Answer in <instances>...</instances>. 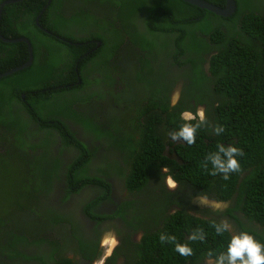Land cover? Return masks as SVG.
Returning a JSON list of instances; mask_svg holds the SVG:
<instances>
[{
    "label": "trees",
    "instance_id": "trees-1",
    "mask_svg": "<svg viewBox=\"0 0 264 264\" xmlns=\"http://www.w3.org/2000/svg\"><path fill=\"white\" fill-rule=\"evenodd\" d=\"M205 1L224 6V0ZM45 2L19 0L4 4L0 12V35L26 37L32 49L27 67L0 78V264H92L105 232L98 231L99 223L111 218L118 219L109 224L113 228L124 224L117 231L123 243L113 247L107 261L115 259L121 246L129 247L127 259L136 255L134 264L216 259L231 238L227 232L215 233L212 225L220 219L211 215L218 214L264 244L255 225L264 226V0H234L235 11L228 17L183 0H50L38 27L34 19ZM96 6L117 24L98 22L101 17L91 12ZM114 35L119 45L125 44L138 74L144 75L150 56L177 67L169 68L171 77L160 74L149 85L139 81L143 90L133 96L139 99L135 105L123 104L131 113L121 127L114 125L113 117L98 119L86 106L91 96L103 97L102 89L88 88L97 81L109 84L110 77L123 84L109 100L115 104L128 92L118 73L113 78L107 72L112 51L106 49ZM97 38L101 44L95 47V41H89ZM26 59L25 43L0 40V73ZM87 62L98 70L96 79L83 78ZM178 78L179 98L170 104L167 97ZM198 107L205 110L211 127L198 130L194 145L173 142L169 133L186 122L181 114H195ZM66 121L102 142L105 151L113 149L112 171L93 165L100 146L77 137ZM215 126L224 131L216 135ZM220 144L244 152L237 157L241 170L227 180L211 174L210 161L205 168L207 156ZM116 176L126 192L114 210L97 212L99 201L112 192L118 195L109 183ZM169 177L175 189L165 187ZM82 189H89L87 196ZM157 189L166 202L145 220L129 193L140 190L137 194L145 195ZM198 194L232 206L224 211L195 206ZM71 196L81 199L78 207ZM79 210L88 224L74 217ZM140 226L150 229L142 231L140 240L127 239L129 230ZM197 229L203 230L205 240L189 241ZM161 234L188 243L194 254L182 257L174 243H161Z\"/></svg>",
    "mask_w": 264,
    "mask_h": 264
},
{
    "label": "clouds",
    "instance_id": "clouds-1",
    "mask_svg": "<svg viewBox=\"0 0 264 264\" xmlns=\"http://www.w3.org/2000/svg\"><path fill=\"white\" fill-rule=\"evenodd\" d=\"M98 13L100 15L99 17L103 16V12ZM91 87L92 88L88 87L89 90H92L96 86ZM114 87L115 90H118V84L114 85ZM112 94L113 91L105 90L102 98L105 100V102H107L110 100ZM178 98L179 94L177 93L174 96L173 102L175 103ZM123 111L125 113H130L128 110L123 109ZM181 116L182 119H184L186 122L180 126L178 131H172L169 133V137L173 142L182 141L189 146L194 145L196 143V134L198 130L204 127H211L203 108L198 107L195 114L184 112L181 114ZM192 121H195V123H192ZM213 131L216 135H219L224 131V128L223 126H215ZM217 148L218 150L215 153H211L207 156L205 168H207V162L210 161L213 169L211 174H222L223 178L227 180L230 174L239 172L241 170V164L237 157L244 156V152L242 149L232 145L224 146L220 144L217 145ZM165 183L169 189H175L177 187L176 183L171 179V177L165 179ZM124 192L125 190L122 191V193ZM120 194L121 192L119 193V195ZM193 202H199L202 206L211 207L215 211H222L223 208L226 207L224 202L209 201L206 196H201L200 194H198V196L193 199ZM230 225L231 223L227 219H222L219 223H214L212 226L214 227L215 233L217 235H223L225 232L232 233V230H229ZM159 239L161 243H164L166 241L174 243L175 251L182 257H190L194 254L192 247H190L188 243L176 242L175 236L161 234L159 236ZM188 240L204 241L205 237L203 234V230L197 229V232H193L188 237ZM100 248L102 249L101 245ZM112 248L113 246L109 247L108 251H110ZM226 250V252L224 251L216 257L214 264H225V261H227V264H264V244L257 241L254 236L249 234V232L247 231H241L239 233L231 234V238ZM208 256L211 257L212 253L209 252ZM97 259H95L94 261H96ZM198 264H201V262ZM209 264H212L211 260Z\"/></svg>",
    "mask_w": 264,
    "mask_h": 264
},
{
    "label": "rangeland",
    "instance_id": "rangeland-1",
    "mask_svg": "<svg viewBox=\"0 0 264 264\" xmlns=\"http://www.w3.org/2000/svg\"><path fill=\"white\" fill-rule=\"evenodd\" d=\"M87 7L90 9H93V6L90 4L87 5ZM130 56H131V54L128 55L127 52H124L122 54L119 53L118 77H119L121 82L123 79L127 83V85H125V84L124 85H125V89H128V92L126 94L123 93L121 96L117 97L116 102L119 105L125 104V103H131L132 105H135L137 103V101L139 99L136 97H133V96L137 93H141L143 90L142 85L139 84L140 80H143L146 85H149L160 74H164L167 77H171V75L169 74V66L166 63V60L164 58L158 57L157 60H154L152 56L148 57L149 62L147 61L148 65L145 68L144 75L142 76V75L137 73V70L135 69V65H133V63L129 59V58H131ZM120 70H121V72H120ZM176 85L177 84H175L174 87ZM109 88H110V90H112L113 88L115 89V87L112 84H109ZM173 89L171 91H173V94L175 95L177 92H175ZM96 92H97V89L94 90L93 94H95ZM83 97H84L83 99L86 101L87 100L86 97L85 96H83ZM97 98H98L97 96H96V98H93L91 96V98L86 102V106L92 108L91 111L93 112V115L96 116L97 118H98V109L102 108L105 111V115L102 118L105 121H109L108 119L113 117L114 118V121H113L114 125L117 127L123 126L121 124L124 123L127 119H129L128 114L125 113L121 109V107L106 104L105 100L102 97H100V99H97ZM141 98H145V96H142ZM84 108L86 109V107H84ZM81 132L83 134L82 138L84 140H86L87 142H90L94 146L97 145L96 141L93 139L91 134L84 133L83 131H81ZM98 140H102L105 142L109 141V139H107V138L105 139L104 137H99ZM94 146H92V148ZM98 146H100V148L98 149V152L95 155L93 165L99 166L101 169H105L108 172L112 171V169L114 167V165H112L113 164V149L110 148L109 151L108 150L105 151L104 145L102 144V142H99ZM105 148H107V147H105ZM115 179L117 180V176L115 178H113V180L109 181L110 187L111 188L114 187L113 188L114 193L117 192V194L119 195V193L121 192V194H122V190H121L122 186L120 185V183H122V181L117 180L118 181L117 182ZM166 183H167V181H166ZM116 187H118V188H116ZM158 190L159 189H157L156 191H152V192L145 194V195H140L141 193H139V194H136L132 197V199L137 200V203L142 207V214H144L143 218L145 220L151 218L154 215V213L157 210L161 209V207L166 202L167 197L164 195L163 192L158 194L157 193ZM80 201H81V199L79 197H72V200L70 199V202L74 205V207H78L79 205L77 204V202L80 204ZM55 202H57V199L55 200ZM224 204L226 205V207L223 208V211L227 208V206L229 205V202L226 201V202H224ZM200 206H202V205H200ZM202 207H208V206H202ZM233 214H236V213L234 212ZM77 216H78L77 212H75L74 217H77ZM211 216H213L215 219H220V221L222 219H226L225 216L222 217V215H219V214L218 215H211ZM242 221H244V218H242ZM230 223L232 225V229L235 228V226L232 224V222H230ZM231 225L229 226V230H232ZM56 227H58L60 229L59 225H56ZM75 227H76V225H75ZM87 236H89V235H87ZM113 240H114V237L111 233L103 234L100 238V245H101L102 249L107 251L108 248L112 246ZM63 246L65 248H70V243L68 241H64ZM98 260H99V258L96 261H94L93 264H96L98 262Z\"/></svg>",
    "mask_w": 264,
    "mask_h": 264
},
{
    "label": "flooded vegetation",
    "instance_id": "flooded-vegetation-1",
    "mask_svg": "<svg viewBox=\"0 0 264 264\" xmlns=\"http://www.w3.org/2000/svg\"><path fill=\"white\" fill-rule=\"evenodd\" d=\"M95 8V10L93 11V10H91V12H93V15H95L96 17H99L100 15H99V13L97 12L98 11V7L96 6V7H94ZM137 14L138 15H143V12H137ZM102 20H105L106 22H111V23H113V24H117V21H111L110 19H109V16L108 15H106V14H104L102 17H101V20H99L98 22H100V21H102ZM133 24L135 25V21L133 22ZM116 28H118V26L116 27ZM56 38H58L57 40H63L61 37H59L58 35H56L55 36ZM95 40H99L100 41V44H101V40L100 39H95ZM94 39H91L89 42H93V41H95ZM109 44H108V48L106 49V50H110V51H112V56H111V58H110V60L108 61V67H107V72L108 71H110V75H112L113 76V78L117 75V73H118V71H119V53L120 54H122V53H124V52H127L126 51V46H125V44L124 43H121V45H119V42H118V40H117V38L115 37V35H114V40L115 41H113V38L112 37H109ZM135 51V50H134ZM137 52V51H136ZM169 66V68H171V69H173V70H175V69H177V67L175 66V65H168ZM97 69H95V68H93V65H92V63H90V62H87L85 65H84V67H83V69H82V72H84L83 73V78H88V79H90V80H93V79H96V77L98 76L96 73H97ZM110 78V77H109ZM109 78H108V82H109V84H112L113 86L114 85H116L117 83H116V81H115V79H111L110 81H109ZM179 82H178V84L177 83H175L174 82V84H177L175 87H174V91L175 92H177L178 94H180V92H179V90H180V82L182 81L180 78H178L177 79ZM98 83H97V86L96 87H98V88H100V89H102L103 90V92H105V90H110V88H109V85L108 84H106V83H101L100 81H97ZM123 88V84H120V85H118V90L119 89H122ZM118 90H115V89H112L111 91H113V92H117ZM176 93V94H177ZM174 94H173V91H170V94H169V96L167 97L168 98V101L170 102V104H174V102H173V100H174ZM176 103V102H175ZM106 104H110V105H114V106H117V107H121V109L123 110L124 109V105L123 104H121V105H119V104H115L113 101H109V102H106ZM130 111V113H131V110H129ZM104 115H105V111H104V109H102V108H99L98 109V119H100L101 120V118L100 117H104ZM67 123H68V125L70 126V128L75 132V134H76V136L77 137H79L80 139H82V140H84L82 137H83V134H82V132L81 131H83L79 126H78V124H76V123H73V122H71V121H66ZM81 133V134H80ZM95 140V139H94ZM96 141V143H97V145L99 144V142L97 141V140H95ZM63 153H65V152H63ZM62 153V155H65V154H63ZM55 185L57 186V182H55ZM120 185H121V183H120ZM62 186H65V185H62ZM165 187L167 188V189H169L168 187H167V185H166V183H165ZM114 188V187H113ZM113 188H111L112 189V191H114V189ZM142 189H143V187H142ZM141 190V189H140ZM140 190H138V191H135V192H130L129 193V195H130V198L133 196V195H135V194H137ZM169 190H171V189H169ZM96 192V187L93 189V193H95ZM125 192H126V190H125ZM124 192V193H125ZM88 193H89V189L88 190H83L82 189V194L84 195V196H87L88 195ZM124 193H122V194H120V195H114L113 194V192H112V194L110 193V195H109V198L107 199V200H102V201H99L95 206H94V210H96L97 212H103V211H105V212H108V211H112V210H114V204L115 203H117V198L119 197V196H121V195H123ZM96 195V194H95ZM132 199V198H131ZM71 200H72V197H71ZM227 202H229V205L227 206V208L228 207H231L232 206V204L230 205V201H227ZM193 205H195V206H199V203L198 202H193ZM78 217L79 218H81V220H82V222L84 223L85 222V224H88V221H89V219L85 216V215H83L81 212H80V210H79V213H78ZM116 220H118L117 218H115V219H113V218H111V219H105V220H103V221H101L100 223H99V227H98V231H102V230H105V232L103 233V234H105V233H111L113 236H114V240H113V244H112V246L113 247H116L119 243H123V235L122 236H120V235H117V230L118 231H121L122 229H123V227H124V224H122L121 225V228H113V227H111V226H109V224L110 223H112V222H114V221H116ZM245 220V219H244ZM241 221H242V217H241ZM91 223H93V222H91ZM58 225V224H57ZM256 225V229L260 232L259 234L261 235V237H262V241H264V226L263 225H258V224H255ZM135 228V231H134V229H130L129 230V233H128V235H130V237H127V239L128 238H130L132 241H135V240H140V236H141V234H142V231H144V230H147V229H150L149 227H147V226H140V227H134ZM88 230V228H85L84 229V231H87ZM240 231H239V229L237 228V226L235 227V228H233L232 229V233H229V232H227L228 233V235L231 237V234H233V233H239ZM102 234V235H103ZM101 235V236H102ZM98 248H99V260H98V262H97V264H105L106 263V261H107V259H108V256L111 254L110 252H111V250L113 249H111L110 251H105L104 249H101L100 248V242H99V245H98ZM129 247H126V246H121L120 247V250L117 252V256L115 257V259H113V260H108L107 261V264H134V261H136V259H135V256L136 255H134V256H132V255H130V257H129V259H127L126 258V256L125 255H127V254H129L130 252H125V250L126 249H128ZM101 249V250H100ZM132 249V248H131ZM227 251V250H226ZM225 251V252H226ZM76 259H78V258H76ZM210 260H211V262H212V264H214V262H215V259L214 258H204L203 260H201V264H209V262H210ZM80 264H86V261H83L82 260V262L80 263ZM91 264V263H90Z\"/></svg>",
    "mask_w": 264,
    "mask_h": 264
},
{
    "label": "water",
    "instance_id": "water-1",
    "mask_svg": "<svg viewBox=\"0 0 264 264\" xmlns=\"http://www.w3.org/2000/svg\"><path fill=\"white\" fill-rule=\"evenodd\" d=\"M16 1H19V0H5V1H2L0 2V12H1V7L4 5V4H7V3H12V2H16ZM187 3H190L192 5H195L197 7H200V8H203L213 14H216V15H221V16H224V17H228L230 16L234 10H235V3H234V0H224V6L220 7V6H217V5H213L211 3H208L207 1L205 0H183ZM50 0H46L45 4L43 5L41 11L36 15L34 21H35V24L39 26L38 24V17L40 16V13L46 8V6L49 4ZM0 40L3 41V42H7V43H13V42H23L25 43L26 45V50H27V59L26 61H24L22 64H19L15 67H12L6 71H3L0 73V78L3 77V76H6L12 72H15L17 70H21L25 67H27L31 61H32V49H31V45L28 41V39L26 37H16V38H4L3 36L0 35ZM94 42V41H93ZM100 45V41L99 40H95V47H98ZM77 83H79V80L77 81ZM199 203V202H198ZM201 204L199 203V206Z\"/></svg>",
    "mask_w": 264,
    "mask_h": 264
},
{
    "label": "bare ground",
    "instance_id": "bare-ground-1",
    "mask_svg": "<svg viewBox=\"0 0 264 264\" xmlns=\"http://www.w3.org/2000/svg\"><path fill=\"white\" fill-rule=\"evenodd\" d=\"M235 11V10H234ZM233 14V13H232Z\"/></svg>",
    "mask_w": 264,
    "mask_h": 264
}]
</instances>
